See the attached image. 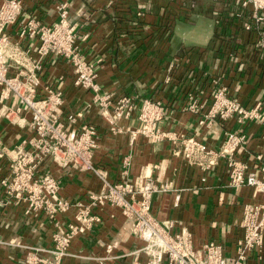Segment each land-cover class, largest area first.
Instances as JSON below:
<instances>
[{
	"label": "crops",
	"instance_id": "0c3cea01",
	"mask_svg": "<svg viewBox=\"0 0 264 264\" xmlns=\"http://www.w3.org/2000/svg\"><path fill=\"white\" fill-rule=\"evenodd\" d=\"M60 4L67 5L77 35V51L85 62L96 67L101 91L111 94L113 101L132 97L137 106L144 98L162 102L168 112L160 126L165 137L152 142L141 136L132 140L128 132H111L91 103V92L75 86L73 69L61 57L44 58L40 94H45L46 87L60 89L63 114L81 113L77 126L90 124L96 128L97 147L92 161L106 172L110 182L151 178L160 184L170 183L171 190L152 196L156 220L170 224V234L187 229L196 250L209 242L220 244L224 256L231 260L237 241L243 237V206L261 203L263 195L251 187H230L222 160L207 175L182 157L173 156L172 151L191 136L218 150L228 132L240 131L246 134L247 143L237 159L253 165L250 158L259 154L262 160L254 165H264V123L241 124L231 118L199 124L219 86H224L228 95L245 108L264 99V37L263 46L258 45L264 25L253 23L251 30H244L241 23L250 12L239 8L235 0H24L23 13L7 28V34L35 55L38 41L19 39L20 27L30 19L48 25L56 22ZM201 16L211 22L204 43L187 45L178 39V23L195 25ZM18 71L12 65L8 73L14 76ZM192 103L193 110L189 109ZM5 106L10 110L19 107L12 98ZM16 117L17 123H12L0 113V147L10 156L33 136L27 110L21 107ZM118 126L136 128V114L120 120ZM8 165L9 156L0 158V178L8 175ZM40 172L61 182L59 195L67 201L84 199L101 190L100 180L89 172L60 168L50 161L42 165ZM24 207L0 204V264H23L27 253L36 249L40 250L39 257L51 259L54 225L44 214L26 215ZM99 214L101 223L71 240L69 255L61 264H100L89 258L104 257L111 243L117 245L112 254L124 256L111 264H133L135 260L144 264L147 257L143 253L132 255L144 242L132 234L131 222L117 208L107 206ZM73 215V209L58 215L63 230L74 223ZM245 264H264V238Z\"/></svg>",
	"mask_w": 264,
	"mask_h": 264
},
{
	"label": "built area",
	"instance_id": "2783aa9c",
	"mask_svg": "<svg viewBox=\"0 0 264 264\" xmlns=\"http://www.w3.org/2000/svg\"><path fill=\"white\" fill-rule=\"evenodd\" d=\"M235 1L239 8L250 12V16L242 20L244 30H251L253 23L258 27L264 25V0ZM23 2L5 0L0 5V113L8 121L17 123L16 116L23 107L30 114L29 127L33 136L12 150L11 156L0 147V158L9 156L8 175L0 178V204L24 205L26 215L44 214L56 229L52 235L53 247L49 251L51 259L39 257L40 250L36 249L27 253L23 264H61L69 255L71 240L98 226L102 221L99 213L107 206L119 209L131 222L132 234L144 242L143 247L132 254L143 253L147 257L144 264H245L249 254L262 246L264 238V165H254L255 161L262 160V156H252L253 165L237 159V154L243 152L247 143L246 134L228 132L218 150L208 148L191 136L183 139L180 146L172 151L173 156L182 157L207 175L214 172L222 160L230 187H251L263 195L261 203L243 206L240 219L243 237L237 241L235 254L230 260L224 256L220 244L209 242L196 250L192 234L187 229L170 234V224L167 226L156 220L151 209L152 196L171 190L170 183L160 184L151 178L137 181L125 178L112 183L106 172L93 164V153L97 147L96 128L90 124L77 126L81 113L63 114L64 99L60 89L46 87L44 95L39 92L44 58L58 56L69 62L75 86L91 92V103L98 108L113 133L128 132L132 140L139 136L152 142L162 140L165 134L160 126L168 112L157 100L144 98L137 106L132 97L123 96L113 101L111 94L101 91L96 82V67L85 62L77 51V35L69 21L66 4L57 7L56 22L48 25L30 19L20 27L19 39L38 41L35 55L24 49L20 42L7 34V28L14 25L23 13ZM259 35L258 45L263 46L264 33L260 31ZM12 65L19 70L14 76L8 73ZM9 98L19 107L10 110L5 106ZM211 101L205 119L199 121L201 126L231 118L241 124L246 121L264 123V99L252 108H245L228 95L224 86H219L212 93ZM189 109H195L194 103ZM133 113L136 114V128L118 126L120 120L130 118ZM48 161L60 168L93 174L100 180L101 190L75 201L61 198V182L49 173L40 172ZM70 209L74 210V223H69L67 230H63L57 217ZM116 246V243L108 244L104 257L89 260L111 264L113 260L124 257L112 254ZM133 264L142 263L135 260Z\"/></svg>",
	"mask_w": 264,
	"mask_h": 264
},
{
	"label": "rangeland",
	"instance_id": "374dc122",
	"mask_svg": "<svg viewBox=\"0 0 264 264\" xmlns=\"http://www.w3.org/2000/svg\"><path fill=\"white\" fill-rule=\"evenodd\" d=\"M211 31V22L201 16L195 25H185L178 23L175 34L178 39L184 40L187 45L194 43H204Z\"/></svg>",
	"mask_w": 264,
	"mask_h": 264
}]
</instances>
